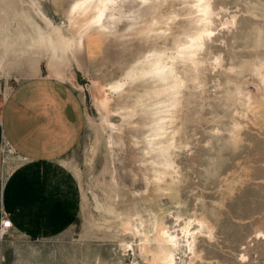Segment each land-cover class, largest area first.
<instances>
[{
    "label": "rangeland",
    "instance_id": "rangeland-1",
    "mask_svg": "<svg viewBox=\"0 0 264 264\" xmlns=\"http://www.w3.org/2000/svg\"><path fill=\"white\" fill-rule=\"evenodd\" d=\"M77 1L0 0L5 88L53 76L75 88L84 110L82 137L66 158L81 190L76 218L52 237L12 232L0 242V263L152 264L142 244L163 222L178 237L174 264H264V0H209L203 25L195 0H156L139 20L132 17L143 6L127 0L114 33L85 34L83 49L70 16ZM197 35L200 48L177 62L184 86L175 121L163 109L167 82H131L126 97L111 89L136 62L158 51L168 62ZM160 97L168 101L163 135L152 128ZM14 153L7 167L19 162Z\"/></svg>",
    "mask_w": 264,
    "mask_h": 264
},
{
    "label": "crops",
    "instance_id": "crops-1",
    "mask_svg": "<svg viewBox=\"0 0 264 264\" xmlns=\"http://www.w3.org/2000/svg\"><path fill=\"white\" fill-rule=\"evenodd\" d=\"M1 80L0 223L5 213L13 233L55 236L74 221L81 198L66 158L82 137V97L62 79L42 73L9 89ZM7 147L19 159L8 167ZM4 169H14L6 179Z\"/></svg>",
    "mask_w": 264,
    "mask_h": 264
},
{
    "label": "bare ground",
    "instance_id": "bare-ground-1",
    "mask_svg": "<svg viewBox=\"0 0 264 264\" xmlns=\"http://www.w3.org/2000/svg\"><path fill=\"white\" fill-rule=\"evenodd\" d=\"M126 1L127 0H78L72 6V8L70 10V16H71V18H73V21L71 23H72V25L74 24L77 27L76 30H75V33L77 34V39H76V42H77L76 43V47H77V49H83L84 48V43H85L84 42V36L87 33H91L92 31H94V32L96 31V33L104 32L105 34L106 33L107 34L108 33H114L113 31L117 29L118 22L120 23V20H123V18H125V10L124 9H125V2ZM137 1H138V4L142 5L143 7L142 8L139 7V9L135 11V13H137L136 15L133 12V15L136 16V17H132L133 19L139 20L138 18L142 17L141 14L143 13V9L146 6H151L153 4V6H154L153 8L157 10L158 6L155 3L156 0H136V2ZM208 1L209 0H195V2H196L195 6L198 9V11L201 12L200 14H202V16L200 17V21L202 22V25H203V22H204L202 20H207L208 16L210 17L209 12L212 11V10L209 11L210 10V6H209ZM132 18L130 20H131L132 24L134 25L135 21H132L133 20ZM153 18H154V15H153ZM127 19H128V17H127ZM208 21H206V23H208ZM152 23L153 22H150V26L152 25ZM153 25H154V23H153ZM148 28H150V27H148ZM58 30L59 29H57V36H58L59 40H61L63 45L66 46V48H67V46L71 45V42L69 40H67L66 38H64V36H62L61 32L58 31ZM206 31H204V32H206ZM199 41H200V36L192 39L190 41V43L188 45H186V47L183 46V48L178 51L179 53L177 52L178 55L172 56L170 61H168V62L167 61L165 62V59H164L165 57L164 58L162 57L161 51H160V53H158L159 51L155 52L151 56L150 55H149V57L147 56V58H144L145 57L144 56L143 57L144 59L143 60L141 59L140 61H138V64L136 62V65L131 69V71L128 72V74L126 75V78L123 81H118L115 84H111V89H113L114 91L119 92L121 95L129 94V93H126L130 89L128 87L129 86H133L132 84L130 85V83L138 81V80H140L139 82H145L146 85H149L150 83L151 84H157V83H161V82H163V83L167 82L168 84H170V86H168L169 89H167V86H166L167 84L166 85L164 84L166 86V87L164 86V88L169 90V92H167L168 93L167 95H168V98H169V100H168L169 101V105L165 106L163 108V109L166 108V111L169 113L168 114L167 112H165L169 116V119H167V117H166L167 115L165 113H164L165 114L164 116L160 113L162 111H165L163 109L161 110V107H163L164 105H166L168 103L167 100L166 101L163 100L164 102H166L163 105V101L160 100L161 99V97H160L159 99H155V100H157V101H155V103L158 102V100H159L160 103L162 104V106H160L159 103L158 104L156 103V104L158 105V107L160 106V108L155 107L156 105L155 106L153 105L156 108V111L153 112V115L157 116L159 113L162 115V116L158 117V119L155 120L156 121V123H155L156 125L154 124L155 127L154 126L152 127V128H154V130L157 131L156 134H158V135L159 134L163 135L164 130H163V132L161 131L162 133L160 132V130L165 128V125L168 124L167 123L168 121L166 122L164 120V118H166L167 120H171V122L175 121V120H173V117L175 116L176 111L178 110L177 107L180 105L179 102H181L180 101L181 98L179 97L180 93H181V89L180 88L182 86H184V85L182 84L180 86L179 81H178L179 78L176 80V78H177V62H179V59L184 60V59H188L190 56H192V53L194 52V50L197 47L200 48V46H201V45H199L201 41L200 42ZM201 44H202V42H201ZM68 48H70V47H68ZM165 55H167V54H165ZM172 55H174V54H172ZM192 57H190V58H192ZM185 61H187V60H185ZM146 82L149 83V84H147ZM94 83H96V81ZM146 85H144V86H146ZM158 88H160V86H158ZM158 88H157V90H158ZM148 91H147V93H148ZM153 91H154V89H153ZM155 92H156V90L153 93H155ZM119 93H118L117 96H121ZM162 94L161 95L160 94H156V96L159 97V95L162 96ZM167 95H165V96H167ZM124 96H123V99L126 97V96L125 97ZM150 96H151V94H150ZM141 101H142L141 104L143 106V104H144L143 101L144 100L142 99ZM138 103H140V102H137V105H138ZM103 104L105 106H108V104H109V97L108 96H103ZM151 104H153V103H151ZM123 106H125V105H123ZM123 106H122V108H123ZM126 106H125V108H126ZM127 107H129V106H127ZM150 107L152 108V106H150ZM151 108H150V110H151ZM146 109L147 108H145V110ZM132 110H131V113H128L129 115L132 114ZM128 114H127V117L129 116ZM124 116H125V114H124ZM169 126L167 128H169ZM154 130H153V132H155ZM165 130H167V129H165ZM167 131H169V130H167ZM165 133H166V131H165ZM154 135H155V133H154ZM155 136H152V137H155ZM162 137L165 138V136H162ZM162 137L159 136V138L158 137H156L155 139L153 138V140L150 141V144L153 145V147H155L154 145L161 144L163 142ZM168 139H169V137H168ZM173 139H174V137H173ZM168 143L166 145L164 144L165 147L162 144V147H159L158 149L161 150L162 153H164L166 151H169L170 147L173 146L172 145V140L170 142L172 146L171 145L167 146ZM159 146H161V145H159ZM174 146L172 147V149L174 148ZM150 148H151V146H150ZM155 149H156V147H155ZM158 149H157V151L156 150L155 151L158 152ZM158 170H160V169H158ZM202 220L203 219L197 220V221L202 223ZM186 228L189 229V226H186ZM196 235H197V233H196ZM194 239L196 240V238H194ZM178 243H179V241H178L177 235H175L174 233L170 232V230L168 229V226L166 225V223L164 224L162 222L161 224H159L156 227V232H155V234L153 236L150 237V236L146 235L145 240H144V242L142 244V249H147L149 251L151 250V251L154 252V254H153L154 255L153 256L154 259H153V263L152 264H159V262H162L163 264H174V262H175L174 248L178 245Z\"/></svg>",
    "mask_w": 264,
    "mask_h": 264
},
{
    "label": "built area",
    "instance_id": "built-area-1",
    "mask_svg": "<svg viewBox=\"0 0 264 264\" xmlns=\"http://www.w3.org/2000/svg\"><path fill=\"white\" fill-rule=\"evenodd\" d=\"M4 153L6 155V153H13V152L11 151L10 148L7 147L4 150ZM12 229H13V224L11 219L5 213H3L2 220L0 223V242L9 240L11 238Z\"/></svg>",
    "mask_w": 264,
    "mask_h": 264
}]
</instances>
